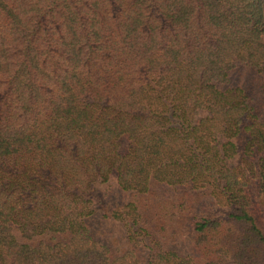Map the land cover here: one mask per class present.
I'll return each mask as SVG.
<instances>
[{"label": "trees", "instance_id": "obj_1", "mask_svg": "<svg viewBox=\"0 0 264 264\" xmlns=\"http://www.w3.org/2000/svg\"><path fill=\"white\" fill-rule=\"evenodd\" d=\"M0 264H264V0H0Z\"/></svg>", "mask_w": 264, "mask_h": 264}, {"label": "rangeland", "instance_id": "obj_2", "mask_svg": "<svg viewBox=\"0 0 264 264\" xmlns=\"http://www.w3.org/2000/svg\"><path fill=\"white\" fill-rule=\"evenodd\" d=\"M245 75V74H244ZM239 79L242 80V76L239 77ZM243 79H245V77L243 76ZM234 81H236L238 83V74L234 75Z\"/></svg>", "mask_w": 264, "mask_h": 264}]
</instances>
